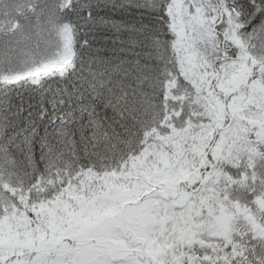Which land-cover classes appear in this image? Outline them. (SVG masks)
I'll return each instance as SVG.
<instances>
[{
	"label": "snow or ice",
	"instance_id": "obj_1",
	"mask_svg": "<svg viewBox=\"0 0 264 264\" xmlns=\"http://www.w3.org/2000/svg\"><path fill=\"white\" fill-rule=\"evenodd\" d=\"M0 264H264V0H0Z\"/></svg>",
	"mask_w": 264,
	"mask_h": 264
}]
</instances>
